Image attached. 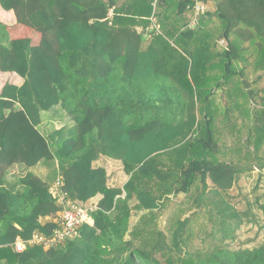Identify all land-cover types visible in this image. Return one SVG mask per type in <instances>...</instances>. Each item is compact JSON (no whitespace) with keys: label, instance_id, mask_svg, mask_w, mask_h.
<instances>
[{"label":"trees","instance_id":"obj_1","mask_svg":"<svg viewBox=\"0 0 264 264\" xmlns=\"http://www.w3.org/2000/svg\"><path fill=\"white\" fill-rule=\"evenodd\" d=\"M153 1L0 0V264H264V245L188 250L204 211L235 240L222 193L264 171V0H215L197 25L189 0ZM54 109L75 133L45 134ZM40 165L50 180L29 171ZM15 167L28 173L7 184ZM66 201L92 225L47 248ZM34 235L45 241L13 250Z\"/></svg>","mask_w":264,"mask_h":264},{"label":"rangeland","instance_id":"obj_2","mask_svg":"<svg viewBox=\"0 0 264 264\" xmlns=\"http://www.w3.org/2000/svg\"><path fill=\"white\" fill-rule=\"evenodd\" d=\"M210 9H213L212 5L210 6ZM214 9L212 11H214ZM1 35L2 34H0V43H5V40H3ZM258 87L264 88V80L260 82ZM68 127L70 126L68 125ZM43 130L50 138L52 134L59 129L55 127L52 120L48 119L43 126ZM72 133H75V127L72 129L71 134ZM109 165L112 169H115L110 162ZM43 167V165H40L36 170L31 169L29 171L41 175L45 168ZM55 168L56 165L53 166V170ZM26 173H28V169L23 167L12 168L6 177V183L17 185L15 183L24 177ZM42 175H44V177L45 175H48L46 169ZM113 178L114 177H112V179ZM125 179L126 177L124 175L118 176V181L114 182V185L121 186L125 182ZM208 185V191L206 194V200H208L206 203L210 205V202L214 199L209 192V190L212 189L210 183H208ZM222 195L240 215V225L234 230L235 240L231 241L230 238L223 240V236L218 234L219 226L212 227V225L207 222V217L209 216H206V211H204L199 219L193 224L192 238L188 241V250H207L211 244L219 242L220 239L224 244L229 245V248L231 249H255L264 245V171L261 172L259 169L255 168L251 173L241 175L234 184V187L228 193H222ZM183 199V195H179L170 208L163 212L157 222V226L160 230L165 229L167 219L174 205L181 203ZM139 215L140 214L133 212V217L135 218L131 221V225L135 223L136 218ZM91 223L92 222H90V224ZM209 233H212V235L207 237V234Z\"/></svg>","mask_w":264,"mask_h":264},{"label":"built area","instance_id":"obj_3","mask_svg":"<svg viewBox=\"0 0 264 264\" xmlns=\"http://www.w3.org/2000/svg\"><path fill=\"white\" fill-rule=\"evenodd\" d=\"M159 1L160 0L153 1L152 7L154 10L156 9ZM209 2L210 0H190L187 9H191L192 12H194V19L192 25H196L198 23V18L208 12ZM150 19H152L153 21L152 26L150 27L151 31L156 26V17L154 16ZM52 192L54 197H57L58 202L62 203L64 198L61 192L59 191V182L52 189ZM91 211L92 208H75L72 203L66 202V208L63 211L59 212L58 215L53 219L54 222L57 223L59 226V229L54 232L53 238L45 241L42 237L34 235L33 238L28 242L17 240L13 246L14 251L16 253H21L26 249L27 245L40 244L44 241V246L47 248L63 245L68 237L72 239L74 236H76L77 230L81 225H83L84 223H90L92 221L90 216Z\"/></svg>","mask_w":264,"mask_h":264},{"label":"crops","instance_id":"obj_4","mask_svg":"<svg viewBox=\"0 0 264 264\" xmlns=\"http://www.w3.org/2000/svg\"><path fill=\"white\" fill-rule=\"evenodd\" d=\"M19 83H21L20 80H19ZM42 117H43V122H44V120H48V119L52 120L54 122V125H55V127L57 129L63 128L62 130H72L74 128V123L70 120V118L68 117L66 112L58 111V110L54 109V111H52L50 113L49 112L43 113ZM43 122H42V124H43ZM68 125L70 127H68ZM37 167L39 168L40 166H37ZM44 167H43L44 170L42 171V174H44V171L46 169V172H47L48 175H45V177H44V175H42V174L41 175L40 174H36V173H34V174L39 176L41 179L47 181V180H50L48 178L51 175V171H49L48 167H46V166H44ZM36 168H34V170H36ZM10 185H13V184H10Z\"/></svg>","mask_w":264,"mask_h":264},{"label":"clouds","instance_id":"obj_5","mask_svg":"<svg viewBox=\"0 0 264 264\" xmlns=\"http://www.w3.org/2000/svg\"><path fill=\"white\" fill-rule=\"evenodd\" d=\"M207 1V0H206ZM189 2H190V0H189ZM189 2H188V5H189ZM213 6V9L215 8V0H210V2H209V4H208V7H209V10H208V12L207 13H209V12H212V10L210 9V6ZM190 13L192 12V10L191 9H187ZM215 10V9H214ZM206 13V14H207ZM152 14H153V12H152ZM112 16V12H110L109 13V17H111ZM203 16V15H202ZM201 17V16H200ZM191 23H190V25L192 24V22H193V19H191V21H190ZM198 23H199V21H198ZM197 23V24H198ZM196 24V25H197ZM148 31H149V29H148ZM222 45H223V43H222ZM73 122V121H72ZM74 123V122H73ZM75 127V126H74ZM60 129H63V128H60ZM62 178L58 175V177L54 180V182L50 185V194L51 195H53V192H52V189L55 187V185L59 182V191L61 192V183H62V180H61ZM62 194V193H61ZM63 195V194H62ZM54 196V195H53ZM65 197V195H63V198ZM57 202H58V200H57ZM67 203H70L69 201H66ZM52 219H54V218H52ZM91 225H92V223H91ZM17 240H20V239H17ZM16 240V241H17ZM30 241V240H29ZM24 242V241H23ZM28 242V241H27ZM15 244V243H14ZM14 246V245H13ZM27 247V246H26ZM13 250H14V248H13ZM22 253V252H21Z\"/></svg>","mask_w":264,"mask_h":264}]
</instances>
